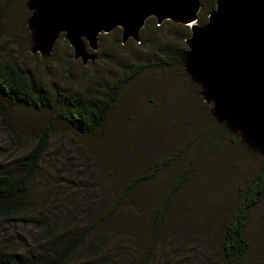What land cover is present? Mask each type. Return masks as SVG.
I'll return each mask as SVG.
<instances>
[{
    "label": "rangeland",
    "instance_id": "rangeland-1",
    "mask_svg": "<svg viewBox=\"0 0 264 264\" xmlns=\"http://www.w3.org/2000/svg\"><path fill=\"white\" fill-rule=\"evenodd\" d=\"M28 3L0 0V57L22 69L47 106L13 105L0 94L6 112L0 116V169L12 168L31 150L67 95L104 99L129 69L143 70L123 85L95 133L82 135L62 122L51 128L26 198L27 212L41 222L0 218V239L36 260L50 246L63 249L85 233L73 256L77 262L105 257L114 264H226L220 240L262 156L218 126L185 72L179 59L190 28L151 17L139 41L125 43L115 28L99 35L97 58L84 65L64 34L49 58L33 52ZM201 4L203 25L215 0ZM166 157L170 161L153 180L126 192L131 177ZM184 171V184L170 199ZM165 203L167 211L155 219ZM246 234L249 264H264V197L250 211Z\"/></svg>",
    "mask_w": 264,
    "mask_h": 264
},
{
    "label": "water",
    "instance_id": "water-1",
    "mask_svg": "<svg viewBox=\"0 0 264 264\" xmlns=\"http://www.w3.org/2000/svg\"><path fill=\"white\" fill-rule=\"evenodd\" d=\"M33 52L49 58L61 34L86 65L98 37L122 29V42L139 41L153 17L188 26L184 69L201 88L212 116L264 155V0H215L198 24L201 0H29Z\"/></svg>",
    "mask_w": 264,
    "mask_h": 264
},
{
    "label": "trees",
    "instance_id": "trees-1",
    "mask_svg": "<svg viewBox=\"0 0 264 264\" xmlns=\"http://www.w3.org/2000/svg\"><path fill=\"white\" fill-rule=\"evenodd\" d=\"M7 5V3H5ZM215 9H213L214 11ZM185 52V51H184ZM183 55L179 59L183 62ZM141 65H135L109 89L106 98L94 96L67 95L63 106L55 111L50 119L45 132L39 136L31 150L19 157L13 163L12 168L0 169V218L13 219L19 217L26 224H40V218L29 214L26 207V198L34 173L40 164L48 148V134L58 122L64 123L68 128L82 135L95 133L105 122L112 104L128 81L142 72ZM0 94L10 104L35 107L42 109L47 106L45 96L36 91V85L26 76L22 69L14 62L3 60L0 57ZM69 94V93H67ZM59 100V99H57ZM0 116L5 117L4 105L0 101ZM221 129H226L224 124H218ZM255 174L248 180L242 193V198L233 210L220 240V250L226 264H249L248 252L250 243L246 234V226L250 211L261 202L264 197V155ZM170 161V157L156 161L147 170L134 175L126 183V192L135 190L139 185L153 180ZM182 173L173 187L170 199L178 193L184 184ZM168 203L159 207L155 213V219L167 211ZM43 224V221H42ZM85 233L77 234L63 244V249L50 246L49 252L43 253L41 260L29 258V254H20L13 251V242L8 239H0V264H114L105 257L86 258L82 262L73 260L78 247L84 242ZM55 246H57L55 244ZM52 249V251H51ZM36 256V255H34Z\"/></svg>",
    "mask_w": 264,
    "mask_h": 264
}]
</instances>
